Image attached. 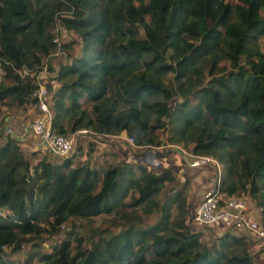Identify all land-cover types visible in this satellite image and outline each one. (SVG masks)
<instances>
[{
    "label": "trees",
    "instance_id": "obj_1",
    "mask_svg": "<svg viewBox=\"0 0 264 264\" xmlns=\"http://www.w3.org/2000/svg\"><path fill=\"white\" fill-rule=\"evenodd\" d=\"M236 2L243 21L226 0H0V105L34 106L28 72L61 50L47 68L51 129L123 133L146 149L100 170L80 152L31 163L2 131L0 264L22 248L19 264H255L247 237L188 227L196 204L174 191L176 169L148 161L169 155L159 145H189L221 164L219 190L246 193L264 226V0ZM56 28L74 38L54 41ZM99 217L110 223L76 230Z\"/></svg>",
    "mask_w": 264,
    "mask_h": 264
},
{
    "label": "rangeland",
    "instance_id": "obj_2",
    "mask_svg": "<svg viewBox=\"0 0 264 264\" xmlns=\"http://www.w3.org/2000/svg\"><path fill=\"white\" fill-rule=\"evenodd\" d=\"M230 4L233 5V15L236 19L243 21L240 15V5L236 2V0H226ZM54 36L58 42H68L74 38L73 35L66 33L61 28H56L55 31H52ZM259 49L264 54V39L260 40ZM64 62V54L63 52L56 51L53 52L50 56L46 67L55 70L58 68L59 64ZM226 65V62L221 63V65ZM54 73L49 72L47 77L43 78L42 82L47 84L46 88L54 89L56 83L51 82L48 80L50 76ZM46 100H49V92H47ZM36 107L28 105L25 108H16V107H6L4 105H0V133L2 135V128L5 124H10L11 127L17 129L19 126H26L32 118L36 115ZM65 136L69 137L72 141V147L66 157L72 158L73 160L78 159L77 153H81V156L88 158V163L90 166L100 170L105 168L108 165H112L117 163L118 161L122 160L124 157H135V158H142L145 156L146 152L144 153L145 148H137L134 145L128 143L126 136L121 133L117 136H96L92 132L88 130H79L73 133L67 132ZM162 141L166 142L167 134L162 132ZM89 146L92 145L91 152L86 153ZM18 148L21 150L23 156L26 160L31 163H35L39 158H46L49 162L59 163L61 162V158H53L50 154L45 153L42 150V147L37 142V140L33 137L25 138L24 141L19 142L17 144ZM156 150L163 151L169 150V155L162 156L161 152H158V156L155 155L154 158L149 156V160L154 162L152 166L154 167L158 161L162 163V167L170 166L171 168H175V177L177 178V184L175 190H181L183 195L185 196V200L187 204H196L203 193L207 190L211 189L215 180L220 181L222 177V166L217 161L213 160L211 162L206 161V158H200V156H195L190 153L189 145L186 146L183 143L178 144H165L159 145ZM34 152V155L31 153ZM149 152V151H148ZM146 160V159H145ZM147 162V161H146ZM154 169V168H153ZM152 171V169H148ZM183 184V187L181 185ZM173 192V191H172ZM223 193V192H222ZM237 198L244 199V202L247 206L249 218H252L254 222H258V224L263 225L261 222L262 220L259 218V212L254 206V202L252 199L246 194H239ZM171 212V211H170ZM109 217H99L96 218L91 224H87L80 221H75L76 230L80 231L81 235L85 232L86 229L89 228H104L106 227L110 221ZM187 223V222H186ZM188 224V223H187ZM193 231L202 232L204 236H217L216 234L223 233L227 231V229L222 228L223 226H214V230L211 232L210 228H202L198 225H189ZM61 231L59 235L63 234L65 230H67V226L61 227ZM252 243L250 246V253L253 257V261L255 264H264V245L261 243ZM50 242H46L43 244L42 250H48L50 246ZM27 248H22L20 251L18 250L16 253L7 255L8 259L14 260L17 264L25 257Z\"/></svg>",
    "mask_w": 264,
    "mask_h": 264
},
{
    "label": "built area",
    "instance_id": "obj_3",
    "mask_svg": "<svg viewBox=\"0 0 264 264\" xmlns=\"http://www.w3.org/2000/svg\"><path fill=\"white\" fill-rule=\"evenodd\" d=\"M54 41L58 42L56 36ZM1 74L2 70L0 69V76ZM21 74H26V71L23 70ZM28 75L33 77L36 86L31 94L36 102V115L26 126H19L17 129L6 123L2 128L3 134L19 142L24 141L25 138L33 137L40 144L42 150L53 158L66 157L72 147L71 139L65 135L57 134L50 127L51 113L46 100L47 88L42 82V79L48 75L47 67L44 64L36 72H28ZM200 158L212 161L210 157L200 156ZM218 183L215 181L211 189L205 191L200 197L190 213L188 224L198 225L202 228L223 226L222 228L235 234L247 237L253 243L259 242L264 245V226L249 218L244 199L237 198L239 196L236 195L226 197L219 190Z\"/></svg>",
    "mask_w": 264,
    "mask_h": 264
},
{
    "label": "clouds",
    "instance_id": "obj_4",
    "mask_svg": "<svg viewBox=\"0 0 264 264\" xmlns=\"http://www.w3.org/2000/svg\"><path fill=\"white\" fill-rule=\"evenodd\" d=\"M35 106V105H34ZM36 107V106H35ZM18 143H19V141L18 140H16ZM228 230V229H227ZM228 231H230V230H228ZM230 232H232V231H230ZM234 233V232H233ZM222 233H219V234H216L217 236L218 235H221Z\"/></svg>",
    "mask_w": 264,
    "mask_h": 264
}]
</instances>
